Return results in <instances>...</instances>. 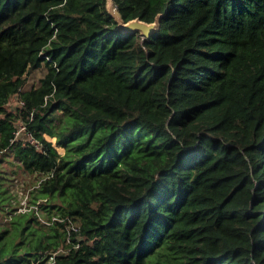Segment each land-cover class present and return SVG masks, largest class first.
<instances>
[{
	"label": "trees",
	"instance_id": "16d2710c",
	"mask_svg": "<svg viewBox=\"0 0 264 264\" xmlns=\"http://www.w3.org/2000/svg\"><path fill=\"white\" fill-rule=\"evenodd\" d=\"M113 3L0 0V264H264V0Z\"/></svg>",
	"mask_w": 264,
	"mask_h": 264
},
{
	"label": "rangeland",
	"instance_id": "374dc122",
	"mask_svg": "<svg viewBox=\"0 0 264 264\" xmlns=\"http://www.w3.org/2000/svg\"><path fill=\"white\" fill-rule=\"evenodd\" d=\"M45 68H38L29 74H27V86H31L36 84L39 78L44 74ZM11 106L18 104V97L14 96L9 103ZM51 140L56 143V138L51 137ZM57 146L59 152H64V147ZM1 166L7 169L8 173L12 176L14 181L13 189L17 193L18 199L21 201V208L25 209L28 206L32 205L30 199L31 189L35 187L37 184V180L40 179L41 176L35 173L26 172L24 169L20 168L17 160L14 158L12 153L7 154V157L2 160ZM76 225V224H75Z\"/></svg>",
	"mask_w": 264,
	"mask_h": 264
},
{
	"label": "water",
	"instance_id": "95a60500",
	"mask_svg": "<svg viewBox=\"0 0 264 264\" xmlns=\"http://www.w3.org/2000/svg\"><path fill=\"white\" fill-rule=\"evenodd\" d=\"M107 8L109 14L117 22V28L121 29L122 31L139 32L143 38L147 39L150 38L151 35L158 29L161 14H158L155 18V21L153 22H146L140 18L125 21L120 12L115 7L113 0H108Z\"/></svg>",
	"mask_w": 264,
	"mask_h": 264
},
{
	"label": "built area",
	"instance_id": "2783aa9c",
	"mask_svg": "<svg viewBox=\"0 0 264 264\" xmlns=\"http://www.w3.org/2000/svg\"><path fill=\"white\" fill-rule=\"evenodd\" d=\"M19 103L23 104V101L18 100ZM23 136L25 142L32 144L35 146L37 149L41 148V143L40 141L35 138L33 135L32 131L27 128V124L25 122H22L16 126L15 129V137ZM55 264V259L52 257V263Z\"/></svg>",
	"mask_w": 264,
	"mask_h": 264
}]
</instances>
